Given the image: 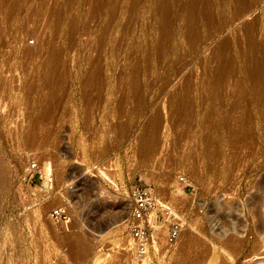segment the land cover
Wrapping results in <instances>:
<instances>
[{
    "label": "rangeland",
    "instance_id": "rangeland-1",
    "mask_svg": "<svg viewBox=\"0 0 264 264\" xmlns=\"http://www.w3.org/2000/svg\"><path fill=\"white\" fill-rule=\"evenodd\" d=\"M192 1L0 0V264H136L135 186L153 264H264V0Z\"/></svg>",
    "mask_w": 264,
    "mask_h": 264
},
{
    "label": "built area",
    "instance_id": "built-area-1",
    "mask_svg": "<svg viewBox=\"0 0 264 264\" xmlns=\"http://www.w3.org/2000/svg\"><path fill=\"white\" fill-rule=\"evenodd\" d=\"M130 198L132 209L129 231L134 261L136 264H153L151 251L156 246L161 251L169 250L179 238L184 226L183 215L171 204L160 201L147 187H133ZM51 217L56 223H66L71 218L70 213L63 207L54 208ZM151 220L156 223V228L152 226Z\"/></svg>",
    "mask_w": 264,
    "mask_h": 264
},
{
    "label": "bare ground",
    "instance_id": "bare-ground-1",
    "mask_svg": "<svg viewBox=\"0 0 264 264\" xmlns=\"http://www.w3.org/2000/svg\"><path fill=\"white\" fill-rule=\"evenodd\" d=\"M193 1H196V0H193ZM193 1H192V2H193ZM193 3H194V2H193ZM197 3H198V2H197ZM197 3H196V5H197ZM194 6H195V5H194ZM189 7H190V6H189ZM192 7H193V6H192ZM196 8H197V7H196ZM190 9H191V8H190ZM195 11H196V10H195ZM198 11H199V10H198ZM205 11H206V9H205ZM191 13H192V12H191ZM194 13H195V12H194ZM209 13H210V12H209ZM188 14H189V13H188ZM192 14H193V13H192ZM190 16H191V15H190ZM190 16H189V20H190V22H191V24H192V26H193V25H195V24H194L195 19H192L193 17L190 18ZM195 16H197V15H195ZM167 19H168V18H167ZM185 20H186V19H185ZM166 22H167V20H166ZM187 23H188V21H187ZM187 23H186V24H187ZM163 24H164V23H163ZM191 24H190V25H191ZM167 27H168V26H167ZM167 27H166V29H167ZM187 27H188V26H187ZM192 28H193V27H192ZM250 28H252V27L250 26ZM168 29H169V28H168ZM189 29H190V28H189ZM162 30H163V29H162ZM164 30H165V29H164ZM262 33H263V32H262ZM141 47H142V46H141ZM139 48H140V47H138V49H139ZM142 48H143V47H142ZM140 52H141V51H140ZM133 76H134V75H133ZM136 79H137V78H136ZM134 81H135V80H134ZM157 123H158V122H157ZM157 123H156V124H157ZM154 127H155V126H154ZM156 127H157V126H156ZM156 127H155V128H156ZM158 130H159V129H158ZM151 135H152V134H151ZM151 135H150V136H151ZM154 135H156V134H154ZM152 137H153V136H152ZM152 137H151V138H152ZM149 139H150V137H149ZM151 140H152V139H151ZM152 141H153V140H152ZM152 141H151V142H152ZM151 142H149V144H146V146H147V148H146L147 150H146V151H149V150H151V149L153 148L152 145H154V143L152 144ZM154 142H155V141H154ZM147 143H148V141H147ZM150 143H151V144H150ZM144 145H145V144H144ZM144 147H145V146H144ZM151 147H152V148H151ZM149 148H150V149H149ZM45 166H46V167H45V168H46L45 170H47V172H49V171H50V166H49V164L47 163V165H45ZM45 172H46V171H45ZM48 175H49V174H48ZM151 224H152V226H154V228H156V223L154 222V220H151ZM188 237H189V243H191V242L194 240V236H193V234H189ZM235 241H236V240H235ZM78 242H79V240H78ZM74 243H76V242H74ZM74 243H73V244H74ZM71 245H72V244H71ZM80 246H81V245H80ZM72 247H73V246H72ZM77 247H78V246H77ZM82 247H83V245H82ZM82 247H81V248H82ZM75 249H76V248H75ZM78 249H79V247H78ZM79 253H80V252H79ZM77 255H78V254H77ZM79 255H80V254H79Z\"/></svg>",
    "mask_w": 264,
    "mask_h": 264
}]
</instances>
